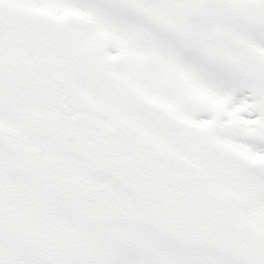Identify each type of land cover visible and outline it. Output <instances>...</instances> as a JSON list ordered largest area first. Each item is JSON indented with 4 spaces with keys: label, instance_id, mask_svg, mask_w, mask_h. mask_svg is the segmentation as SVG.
<instances>
[{
    "label": "snow or ice",
    "instance_id": "snow-or-ice-1",
    "mask_svg": "<svg viewBox=\"0 0 264 264\" xmlns=\"http://www.w3.org/2000/svg\"><path fill=\"white\" fill-rule=\"evenodd\" d=\"M0 264H264V0H0Z\"/></svg>",
    "mask_w": 264,
    "mask_h": 264
}]
</instances>
